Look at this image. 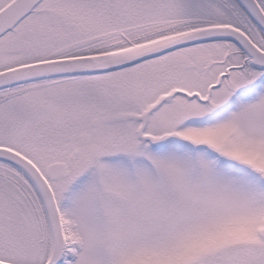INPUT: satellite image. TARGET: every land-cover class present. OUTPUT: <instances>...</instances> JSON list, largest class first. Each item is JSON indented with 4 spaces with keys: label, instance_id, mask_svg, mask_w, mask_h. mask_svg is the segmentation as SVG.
I'll use <instances>...</instances> for the list:
<instances>
[{
    "label": "snow or ice",
    "instance_id": "snow-or-ice-1",
    "mask_svg": "<svg viewBox=\"0 0 264 264\" xmlns=\"http://www.w3.org/2000/svg\"><path fill=\"white\" fill-rule=\"evenodd\" d=\"M0 264H264V0H0Z\"/></svg>",
    "mask_w": 264,
    "mask_h": 264
}]
</instances>
